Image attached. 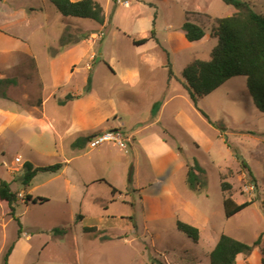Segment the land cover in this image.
Segmentation results:
<instances>
[{"label": "rangeland", "instance_id": "obj_1", "mask_svg": "<svg viewBox=\"0 0 264 264\" xmlns=\"http://www.w3.org/2000/svg\"><path fill=\"white\" fill-rule=\"evenodd\" d=\"M95 1L103 9L102 25L64 17L47 0H0V78L17 82L7 87V99L0 98V179L17 194L15 216L21 224L17 235V223L8 215L7 204L0 202V264L13 242L8 264H204L208 243L217 234L247 245L262 235L264 242L259 208L264 203V114L255 108L244 77L230 78L200 98L198 111L181 76L188 61L209 58L216 44L209 38L214 19L230 16L234 8L222 0ZM241 1L264 16V0ZM186 20L201 26L207 37L181 48L176 35ZM151 29L154 39L138 47L132 44L133 39L148 38ZM63 38L72 43H63ZM61 52L53 64L52 58ZM87 76L94 93L81 99L96 129L128 127L138 116H149L144 104L157 91L169 85V93L177 92L154 126L153 138L159 141L166 129L163 137L179 159L185 164L195 160L204 170L206 186L200 192L186 189L185 165L172 175L175 188L188 195L191 204L189 212H178V220H210L211 233L194 225L202 235L198 243L177 231L175 219L165 212L166 199L159 198L153 208L138 201L129 173L131 167L134 172L139 168L140 182L150 175L142 152L112 143L96 148L86 143L76 153L69 147L75 131L67 133L66 124L77 112L57 102L68 93L84 94ZM27 119L42 120L30 124ZM163 156L169 164L175 161L172 153ZM24 162L62 163V169L37 173L23 188ZM220 175L231 184L228 194L237 204L253 200L228 219ZM108 184L119 192L112 195ZM28 194L47 202H26ZM84 227L94 231L85 233ZM247 258L243 264H250Z\"/></svg>", "mask_w": 264, "mask_h": 264}, {"label": "trees", "instance_id": "obj_2", "mask_svg": "<svg viewBox=\"0 0 264 264\" xmlns=\"http://www.w3.org/2000/svg\"><path fill=\"white\" fill-rule=\"evenodd\" d=\"M55 10L64 17H74L86 19L102 25L104 23L103 9L95 0H47ZM224 4L232 6L234 13L230 16L214 19V27L209 37L216 40L207 60L194 59L183 69L181 76L183 79V88L192 105L198 110L197 102L200 98L210 94L221 86L228 79L241 76L245 78V85L252 99L255 108L264 114V16L255 12L249 3L241 0H222ZM181 30L188 42H197L205 36L201 26L191 23L188 20L183 22ZM154 29H151L148 38L133 39L134 46H142L150 39H154ZM64 40V38H63ZM68 44L72 43L68 40ZM77 42V41H75ZM157 42V40H156ZM67 44V45H68ZM165 67L168 69V77L172 78L173 73L170 64ZM9 85H16L15 79L0 78V98L7 99L6 89ZM90 89V77H87L84 94ZM76 96L66 95L57 104L62 106L69 101L76 99ZM202 113V112H201ZM202 116L207 118L206 114ZM94 135L78 137L72 144V147L78 145L84 147L89 139ZM240 166L249 172L247 164L240 162ZM62 164L34 166L30 162H24L22 165L21 186L28 188L37 175V173H57L61 170ZM185 182L190 191L200 192L206 182L203 178L204 170L194 160L192 164L186 165ZM220 189L223 193V211L225 218H231L245 208L252 205L253 200L244 201L237 204L228 194L232 189L230 183L226 182L223 176H219ZM107 184V183H106ZM111 194L115 195L119 191L108 184ZM26 202L32 204H42L47 199L32 197L30 194L25 196ZM0 202H5L8 207V215L14 219L18 225L17 235L21 233V224L15 216V204L17 203V194L10 188V183L0 179ZM264 217V203L259 205ZM78 220H82V215H77ZM177 231L184 234L193 243L199 241V230L178 219L175 221ZM94 231V228L84 227L83 232ZM15 243H11L2 257V264H8L10 254L14 249ZM258 249L261 254L260 264H264V242L260 235L251 245L241 243L225 234H220L214 248L208 254L206 264H237V255H242L246 259L253 249Z\"/></svg>", "mask_w": 264, "mask_h": 264}, {"label": "crops", "instance_id": "obj_3", "mask_svg": "<svg viewBox=\"0 0 264 264\" xmlns=\"http://www.w3.org/2000/svg\"><path fill=\"white\" fill-rule=\"evenodd\" d=\"M72 1H76V0H72ZM4 37L7 38V35H4ZM206 37L207 35L205 33V36L203 38H206ZM176 38L179 39L181 48L189 47L192 43V42H188L185 39L184 33L182 31L181 33H178L176 35ZM210 39H213V38H210ZM61 54L62 52L58 54L57 56H55L54 58H52L51 61L53 62V64H55V61L59 60V56ZM95 59H96V56L92 58V61H95ZM190 61H188L185 65L187 66L190 63ZM91 69L92 67H88L89 72L91 71ZM111 72L114 73L113 70ZM165 88L166 89H161L157 91L156 92L157 94L154 97H151L147 101V103L144 104V105H147L148 107L147 110L150 109L149 116L147 118L141 119L138 116L136 118L137 120L131 122V124L128 127L125 126L124 128H121L120 126H111V125L103 129L95 128L96 124L94 122V119L89 117L88 114L84 110L83 103L85 102V100L81 99L83 97H87V99H90L91 96H93V93H94L93 92V82L91 79H90V89L87 94H77V95L70 94L71 96H76L77 98L62 105V107L68 106L70 104L74 107V111L77 112L76 113L77 117L73 118L72 120L67 121V124H66L67 133H72L73 131H75V133L72 134V136L70 137L71 140L69 143V147L73 150L74 153L81 151L86 146L85 145L82 148L80 145L76 147H72L73 142L78 137H81V136L84 137L87 135H96V134L109 131V130H119L122 133V135L127 139L128 146L130 147L131 151L138 150L137 152H142L143 156L146 157V159L148 160L147 170L149 171L150 175L147 176V178H145L143 182H140L137 176V172L139 168L136 169V171L134 172V167H131L130 173H129V183H131V185L133 184V189L136 191V193L140 195L139 197H137L138 201L139 202L142 201L144 205L151 206L153 208L159 203L158 202L159 198L166 199L167 210L165 212L168 213L167 216L168 215L171 216L176 221V219H178V216H177L178 212L182 210L185 212L186 211L189 212L191 209L190 208L191 204H190V200H189L190 198L188 197V195H186L182 191H179L175 188L174 183H173L174 182L173 176H172L173 173L179 167L183 165H185L186 167L187 163L185 164L184 162H182L181 158L179 159V157L175 154L174 150L169 148L168 141H167L168 139L163 137V131H164V134L167 133L166 129L162 128L163 129L162 138L159 139V141L154 140L153 138L154 130H155L154 126L159 125L161 123L162 115L166 107L178 95L177 92L169 93L168 91L169 85H167ZM43 104L44 102L40 103L42 108H43ZM113 119H116V116H113ZM27 120L30 121V124H32L36 122L39 123V121H41L42 119H27ZM45 120L49 121L48 119H45ZM106 123H107V120H106ZM75 125L77 126L76 128H75ZM121 126H124V125H121ZM195 147H197V145H195ZM165 153L174 154L175 161H173V163L171 164L165 161V159H163L165 156L162 157V155H165ZM137 180L139 181L138 184H136L135 182ZM185 187L187 190H189L186 185V182H185ZM189 192H192V191L189 190ZM222 201H223V197H222ZM191 219L192 220L189 221L190 225H193V226L198 225L202 229L206 228V230L207 228L210 227V220L207 216H201L200 218L193 216ZM210 230H207V231L211 233L212 230L211 231ZM199 236H200L199 240H201V237H202L201 231H199ZM219 236L220 234L215 235L214 238L212 237L213 242L208 243V248H207L208 254L214 248ZM252 260L255 262V264H260L261 254L259 250L256 248L251 252V254L248 256L246 261L251 264ZM243 261H244L243 256L237 255L236 257L237 264H243L242 263ZM207 262H208V259L206 263Z\"/></svg>", "mask_w": 264, "mask_h": 264}, {"label": "built area", "instance_id": "obj_4", "mask_svg": "<svg viewBox=\"0 0 264 264\" xmlns=\"http://www.w3.org/2000/svg\"><path fill=\"white\" fill-rule=\"evenodd\" d=\"M103 143H112L119 147L121 150H125L128 146L127 139L122 135L119 130H109L92 136L87 142L90 148H96ZM16 162H20L16 159Z\"/></svg>", "mask_w": 264, "mask_h": 264}]
</instances>
